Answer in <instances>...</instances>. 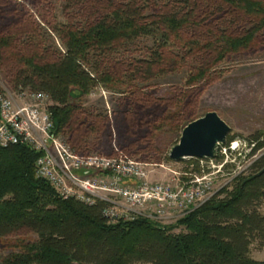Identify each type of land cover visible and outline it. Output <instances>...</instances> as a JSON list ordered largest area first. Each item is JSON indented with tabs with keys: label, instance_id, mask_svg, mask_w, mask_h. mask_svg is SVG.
I'll use <instances>...</instances> for the list:
<instances>
[{
	"label": "trees",
	"instance_id": "16d2710c",
	"mask_svg": "<svg viewBox=\"0 0 264 264\" xmlns=\"http://www.w3.org/2000/svg\"><path fill=\"white\" fill-rule=\"evenodd\" d=\"M36 2L38 18L52 23L53 6ZM70 2L86 21L51 29L64 45L58 51L40 41L31 11L22 15L14 0H0V73L6 72L17 95H48L55 135L79 154H91L99 135L107 140L104 146L110 153L104 156L109 158L129 157L130 151L150 146V138L132 140L151 128L152 116L158 114L150 108L155 101L143 94L149 84L194 63L198 68L194 75L190 67L180 97L186 109L192 108L200 87L222 79L217 73L222 63L264 45V0ZM140 39L154 41L144 57H119ZM99 85L127 90L120 93L128 94V105L117 129L116 119L84 109L83 99ZM149 109L151 115L142 117L141 111ZM117 135L126 137L127 144L118 142ZM262 138V133L249 138L257 144L251 155L264 148ZM233 140L227 139L226 145ZM41 155L25 145L0 147V240L18 238L19 250L2 264H264L251 256L254 246L264 249V154L169 226L142 218L112 222L104 215L105 202L90 206L64 199L36 177ZM167 160L174 163L169 156ZM187 163L200 172L197 159Z\"/></svg>",
	"mask_w": 264,
	"mask_h": 264
},
{
	"label": "rangeland",
	"instance_id": "374dc122",
	"mask_svg": "<svg viewBox=\"0 0 264 264\" xmlns=\"http://www.w3.org/2000/svg\"><path fill=\"white\" fill-rule=\"evenodd\" d=\"M37 0H14L16 11L20 14L30 12L32 18L36 21L40 35V41L43 40L46 47L53 50L64 51V45L57 33H52L51 29L54 26L64 27L65 25H84L85 16L81 10L73 9L70 0H45L53 6L54 20L52 23L45 22L38 18V3ZM48 21H50L48 19ZM49 24V25H48ZM154 46L152 40H137V43L128 45L125 49L118 53L122 58H142L145 56L144 51ZM176 52V51H175ZM189 67L175 74L164 76L151 84L143 92L148 98L153 99L154 105L152 109L158 113L152 116L151 128L143 129L139 135H133L132 140L150 138V146H143L141 150H133L128 154L129 158H133L140 162L149 164L148 173H150V182L168 181L186 182L192 174H195L192 166L186 163L168 162L172 149L177 145L181 138L183 127L187 122L196 121L203 118L208 113L216 112L220 119L225 122L231 129L229 138H235L231 143L237 141L248 142L249 138L256 134H263L264 141V45L257 46L251 51L237 55L232 58V61L222 63L217 69V73L223 74L220 81H215L211 84H205L199 88L196 101L192 104V108H187L180 101L182 91L186 89L187 81L190 78V67H193L194 75L198 66L194 63H188ZM214 71V70H213ZM6 72L0 73V93L6 92L11 95V98L16 104L29 103L30 97L19 98L6 77ZM192 77V76H191ZM124 87V86H123ZM115 89H107L99 85L92 90V94L85 97L82 101L84 109L90 115H101L108 117L109 120H115L116 129L122 125V116L128 105L127 95L120 94L127 90H121V85L113 86ZM119 90L121 92H119ZM118 91V92H117ZM141 111L143 116H150L151 112ZM150 112V113H148ZM87 113V114H88ZM88 114V115H89ZM186 121V124L183 123ZM146 130H152L148 133ZM120 133V130H119ZM94 139V146L90 147L91 154L105 155L110 153L104 146L106 144L105 136H97ZM118 142L127 144V139L124 136L117 135ZM65 140V139H64ZM99 140V141H98ZM143 143H146L143 142ZM145 145V144H144ZM107 149V150H106ZM140 149V148H139ZM264 154V148L260 153H257V159ZM242 156H234L237 158L234 167H232L233 175L218 176L215 179L214 188L209 196V199L215 196L217 192L231 184L235 178L241 173L246 172L252 164V159ZM231 172V171H229ZM208 199V200H209ZM264 214V203L261 209ZM178 222L166 221L159 222L163 226H169ZM178 232V231H177ZM23 238L22 240H25ZM28 240H34V237H27ZM18 238H6L0 240V264L3 258L15 254L17 250ZM252 259L264 261V249L259 250L254 246L251 250Z\"/></svg>",
	"mask_w": 264,
	"mask_h": 264
},
{
	"label": "built area",
	"instance_id": "2783aa9c",
	"mask_svg": "<svg viewBox=\"0 0 264 264\" xmlns=\"http://www.w3.org/2000/svg\"><path fill=\"white\" fill-rule=\"evenodd\" d=\"M18 95L29 96V103L18 105L11 95L0 93V147L25 145L42 154L35 164L38 179L50 183L64 199L90 206L105 202L104 215L112 222L179 221L209 199L216 177L233 175L234 156L244 153L253 162L257 159V154L251 155L256 143L218 145L214 159L197 160L200 172L185 174L186 182H150L149 164L143 161L123 154L114 158L79 154L55 135L48 95L27 91Z\"/></svg>",
	"mask_w": 264,
	"mask_h": 264
},
{
	"label": "water",
	"instance_id": "95a60500",
	"mask_svg": "<svg viewBox=\"0 0 264 264\" xmlns=\"http://www.w3.org/2000/svg\"><path fill=\"white\" fill-rule=\"evenodd\" d=\"M230 132V127L216 112L208 113L182 131L169 159L177 164L188 159H214L218 145L226 144Z\"/></svg>",
	"mask_w": 264,
	"mask_h": 264
}]
</instances>
